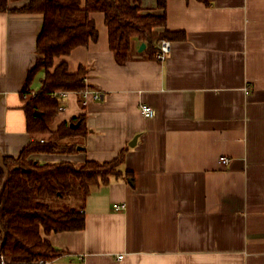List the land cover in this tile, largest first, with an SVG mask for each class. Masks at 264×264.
Returning <instances> with one entry per match:
<instances>
[{
    "label": "crops",
    "instance_id": "0c3cea01",
    "mask_svg": "<svg viewBox=\"0 0 264 264\" xmlns=\"http://www.w3.org/2000/svg\"><path fill=\"white\" fill-rule=\"evenodd\" d=\"M142 7L162 13L157 0ZM91 16L98 40L55 64L85 67L101 98L67 92L49 125L85 113L84 148L34 157L108 161L128 146L126 173L92 187L84 229L47 235L63 251L47 264H264V0H168L167 28L186 39L173 40L165 60L147 57L135 40L132 59L119 63L104 14ZM43 20L0 12L3 155L30 141L23 90ZM44 75L30 89L39 91ZM143 103L153 117L141 113Z\"/></svg>",
    "mask_w": 264,
    "mask_h": 264
},
{
    "label": "trees",
    "instance_id": "16d2710c",
    "mask_svg": "<svg viewBox=\"0 0 264 264\" xmlns=\"http://www.w3.org/2000/svg\"><path fill=\"white\" fill-rule=\"evenodd\" d=\"M9 2L0 0V12L41 13L44 20L37 39L38 57L23 90L30 141L17 156L4 155L8 178L0 199V244L2 233L5 234L1 255L3 264H47L63 256V251L47 235L84 229L92 187L125 174L123 163L129 150L128 146L124 147L108 161L87 159L81 163L41 161L34 157L77 152L78 147L84 148L83 143H76L77 136L84 140L89 131L85 113L61 122L56 130L49 127L62 104L61 92L80 95L90 87L85 80V67L72 72L65 60L55 64L56 58L98 40L93 12L104 14L109 45L119 63L132 59L135 40L146 44L142 52L147 57L155 58L161 39L184 40L186 32L167 28L168 0H157L161 14L144 13L142 0H26L18 7H10ZM42 69L45 71L42 86L35 92L30 84ZM77 122L79 126L72 128L70 124ZM4 177L0 168V188Z\"/></svg>",
    "mask_w": 264,
    "mask_h": 264
},
{
    "label": "built area",
    "instance_id": "2783aa9c",
    "mask_svg": "<svg viewBox=\"0 0 264 264\" xmlns=\"http://www.w3.org/2000/svg\"><path fill=\"white\" fill-rule=\"evenodd\" d=\"M172 45H173V42L170 39H168V38L161 39L157 45V51L155 53V58L158 60H165L167 58V56L170 54V52L172 51ZM85 80H86V78H85ZM66 93L67 92H61L60 97H64L66 95ZM82 93H83L84 98L90 93H93L94 97L97 99L101 98L100 92L92 91L89 87H86L82 91ZM62 109H63V106L60 105L58 107V110H62ZM140 110H141V113L147 118H151L156 114L155 109L152 106L145 104V103L140 105ZM41 141L43 142V139H41ZM229 161H230L229 158H227L225 156H222L220 158V162L222 164H226ZM124 207H125V204H119L116 207V209L119 210V209H122ZM120 258H121V256H120ZM0 260H1V263L3 264L2 255L0 256Z\"/></svg>",
    "mask_w": 264,
    "mask_h": 264
},
{
    "label": "water",
    "instance_id": "95a60500",
    "mask_svg": "<svg viewBox=\"0 0 264 264\" xmlns=\"http://www.w3.org/2000/svg\"><path fill=\"white\" fill-rule=\"evenodd\" d=\"M145 47H146V44L145 43H141V45H140V47H139V51L141 52V51H143L144 49H145ZM35 114H37V115H41L42 113L41 112H38V111H35ZM79 123L80 122H77V123H71L70 125H71V127L72 128H77L78 126H79ZM136 139H137V137H135L134 138V141L133 142H131L130 143V145H135V143H136ZM82 147H78V149L80 150ZM0 168L4 171V173H5V177H4V180H3V184H2V186H1V188H0V199H1V196H2V193H3V191H4V188H5V185H6V181H7V178H8V170H7V168H6V165H5V160H4V155L0 152ZM2 230V227H1V225H0V231ZM2 238H3V240H2V242H1V244H0V256H1V250H2V247H3V245H4V242H5V234L4 233H2ZM0 264H2L1 263V260H0Z\"/></svg>",
    "mask_w": 264,
    "mask_h": 264
},
{
    "label": "rangeland",
    "instance_id": "374dc122",
    "mask_svg": "<svg viewBox=\"0 0 264 264\" xmlns=\"http://www.w3.org/2000/svg\"><path fill=\"white\" fill-rule=\"evenodd\" d=\"M75 141H76V143H79V145H81L83 143V138L81 136H77Z\"/></svg>",
    "mask_w": 264,
    "mask_h": 264
}]
</instances>
